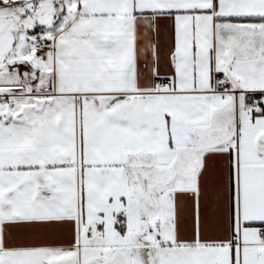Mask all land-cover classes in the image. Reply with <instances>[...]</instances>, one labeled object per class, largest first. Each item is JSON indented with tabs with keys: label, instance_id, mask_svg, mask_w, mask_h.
Returning a JSON list of instances; mask_svg holds the SVG:
<instances>
[{
	"label": "snow or ice",
	"instance_id": "snow-or-ice-1",
	"mask_svg": "<svg viewBox=\"0 0 264 264\" xmlns=\"http://www.w3.org/2000/svg\"><path fill=\"white\" fill-rule=\"evenodd\" d=\"M0 264H264V0H0Z\"/></svg>",
	"mask_w": 264,
	"mask_h": 264
}]
</instances>
